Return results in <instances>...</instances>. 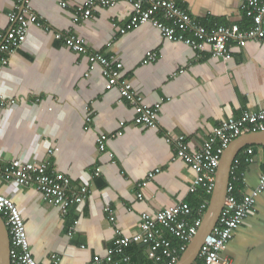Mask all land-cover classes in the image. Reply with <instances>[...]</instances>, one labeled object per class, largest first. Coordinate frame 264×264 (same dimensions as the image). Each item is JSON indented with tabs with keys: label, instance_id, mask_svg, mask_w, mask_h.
<instances>
[{
	"label": "crops",
	"instance_id": "crops-1",
	"mask_svg": "<svg viewBox=\"0 0 264 264\" xmlns=\"http://www.w3.org/2000/svg\"><path fill=\"white\" fill-rule=\"evenodd\" d=\"M58 1L29 0L32 11L51 29L32 26L0 73V97L8 102L0 110V158L47 160L53 171L69 179L72 189L86 186L90 194L65 218L58 208L44 204L35 190L9 179H0V194L21 212L37 264H50L52 256L60 259L58 264H89L106 256L117 233L135 236L142 213L154 215L180 202L196 208L203 201L202 194L188 193L193 173L175 158L165 136H185L195 152L221 122L238 118L243 111L264 110V41H248L243 48L231 43L230 59L223 62L165 40L149 23L121 35L132 14L126 2L96 7L91 18L82 19L77 9L85 0H65L66 8ZM172 1L206 27L246 30L250 24L238 0ZM12 11L13 0H0V34L8 31ZM55 32H68L87 48L116 57L123 66L118 76L146 104L160 105L157 127L135 126L133 107L121 100L117 88L107 86L100 67L55 40ZM147 53L156 54V59L144 65ZM119 131L122 135L117 137ZM101 135L110 137L104 152L98 151ZM258 147L253 148L252 163L245 164L241 157L239 199L257 187L264 169V153ZM155 170L159 173L139 188ZM75 219L78 225L68 235ZM167 237L173 247L180 246ZM146 249L132 244L125 250L129 262L116 256L113 264H154ZM221 255L231 264H264V192Z\"/></svg>",
	"mask_w": 264,
	"mask_h": 264
},
{
	"label": "built area",
	"instance_id": "built-area-1",
	"mask_svg": "<svg viewBox=\"0 0 264 264\" xmlns=\"http://www.w3.org/2000/svg\"><path fill=\"white\" fill-rule=\"evenodd\" d=\"M13 1L14 11L8 14L9 29L5 34H0V73L8 65L10 57L25 42L32 26L46 31L51 29L47 20L32 11L29 0ZM121 1L126 2L132 8L131 17L119 31L121 35L149 23L159 30L165 40L184 44L199 53L207 52L210 58L223 62L230 59L231 43H236L243 48L248 41H264V0H238L244 17L250 21V26L246 30H240L235 26L230 28L218 25L206 27L172 0H85L78 7L77 13L82 19H89L96 7L111 8ZM58 2L62 8L68 5L65 0ZM157 16L164 22L157 19ZM78 20L75 19L74 22ZM54 39L62 41L65 47L73 52L85 54L91 65L100 67L107 86L117 88L121 100L133 107L135 126L147 129L157 127L160 105L158 103L146 104L143 98L136 94L131 84L118 76L123 66L116 57L106 56L87 48L83 40L68 32H55ZM155 59L156 54L147 53L142 64L154 62ZM7 104L8 102L0 97V110L4 109ZM124 125L123 122L119 123L120 127ZM256 132H264V110L243 111L238 118H229L221 122L203 141L201 148L195 152L190 151L185 136H173L167 133L165 141L173 146L175 158L183 161L193 173L188 193L191 195L200 193L208 200L202 201L196 208H192L187 202H180L154 215L142 213L139 231L135 236L127 238L120 232L117 233L113 247L108 250L106 256L94 258L89 264H113L116 256L121 257L124 263H128L129 257L125 255V250L132 244L147 246L145 255L154 264H176L179 260V253L185 251L202 223L214 189L215 174L222 154L233 140ZM115 135L121 136L122 132L119 131ZM109 138L106 135L98 137L99 152L105 151ZM258 148L264 153V146ZM48 153L50 154L51 151ZM241 153L243 154L240 155ZM253 156L254 149L246 147L234 159L226 199L215 227L200 248L198 258L201 261L199 264H231V261L223 257L221 253L241 227L256 199L264 192L263 169L256 188L240 199L235 196L237 173L243 161L241 157H244L245 164H250L253 162ZM157 173L159 170L149 173L146 181L142 182L139 188L145 186L146 182ZM97 175L98 170L95 172V176ZM0 179H9L16 186L35 190L40 200L47 206L58 208L63 218L67 217L72 209L80 208L90 194L86 186L72 189L69 179L53 171L47 160L37 163L0 158ZM141 197L142 195L138 194V198ZM105 212L109 213L108 207L105 208ZM0 216L9 235L11 264H37L30 251L21 212L9 197L2 194H0ZM77 225L78 220H73L68 229V235L74 232ZM167 235L178 240L180 246L173 247ZM59 261L57 256H52L50 264H58Z\"/></svg>",
	"mask_w": 264,
	"mask_h": 264
},
{
	"label": "water",
	"instance_id": "water-1",
	"mask_svg": "<svg viewBox=\"0 0 264 264\" xmlns=\"http://www.w3.org/2000/svg\"><path fill=\"white\" fill-rule=\"evenodd\" d=\"M249 146H264V132L240 136L233 140L226 148L216 170L214 189L202 223L176 264H193L197 261L200 248L215 227L222 211L227 195V185L230 179L232 163L240 151ZM9 250V235L0 216V264H11Z\"/></svg>",
	"mask_w": 264,
	"mask_h": 264
},
{
	"label": "trees",
	"instance_id": "trees-1",
	"mask_svg": "<svg viewBox=\"0 0 264 264\" xmlns=\"http://www.w3.org/2000/svg\"><path fill=\"white\" fill-rule=\"evenodd\" d=\"M245 18V17H244ZM245 20L246 21H248V24L250 23V21L249 20H247L246 18H245ZM249 26H250V24H249ZM249 28V27H248ZM252 148H255V146H251ZM241 188V183L239 182V183H235V196L237 197V195H236V192H238V189H240ZM238 198V197H237ZM210 199V198H209ZM239 199V198H238ZM204 200H208V198H206L205 199V197L203 198V201ZM200 203H202V202H200Z\"/></svg>",
	"mask_w": 264,
	"mask_h": 264
}]
</instances>
